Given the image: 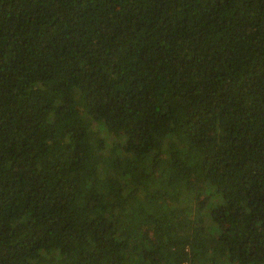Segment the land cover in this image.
Returning <instances> with one entry per match:
<instances>
[{
  "label": "trees",
  "instance_id": "1",
  "mask_svg": "<svg viewBox=\"0 0 264 264\" xmlns=\"http://www.w3.org/2000/svg\"><path fill=\"white\" fill-rule=\"evenodd\" d=\"M0 264H264V0H0Z\"/></svg>",
  "mask_w": 264,
  "mask_h": 264
}]
</instances>
